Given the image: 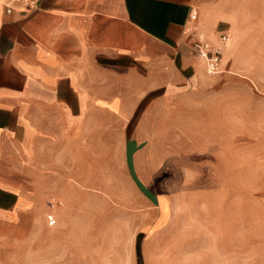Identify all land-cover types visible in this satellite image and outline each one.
<instances>
[{"label": "crops", "instance_id": "1", "mask_svg": "<svg viewBox=\"0 0 264 264\" xmlns=\"http://www.w3.org/2000/svg\"><path fill=\"white\" fill-rule=\"evenodd\" d=\"M256 36L264 14L240 0H40L10 13L0 0V262L8 254L15 264L36 243L40 264L57 261L62 237L90 218V197L118 209L124 223L113 234L164 229L173 215L164 187L191 170L174 162L188 153L183 142L214 149L222 123L239 121V87L262 84ZM197 38L221 50L217 72L192 49ZM96 250L92 264L112 263ZM128 256L113 263L132 264Z\"/></svg>", "mask_w": 264, "mask_h": 264}, {"label": "rangeland", "instance_id": "2", "mask_svg": "<svg viewBox=\"0 0 264 264\" xmlns=\"http://www.w3.org/2000/svg\"><path fill=\"white\" fill-rule=\"evenodd\" d=\"M240 3L249 12L264 14V0ZM253 45L262 84H250L249 90L246 83L239 87L240 105L233 113L239 121L222 123L221 138L210 140L216 144L214 149L200 153L196 146L201 139L188 140L189 146L183 142L188 153L175 155L174 162L181 166L188 162L191 170L187 176L182 169L175 170V185L164 187L170 192L173 213L168 227L139 231L134 239L113 234L124 223L113 217L119 215L118 209L90 197V218L78 219V234L63 236L59 259L47 264H92L90 260H98L101 252L96 249L101 248L105 250L101 255L112 254L111 264L123 253L133 259L132 264H154L157 257L175 264H264V37L256 36ZM242 46L247 55V43ZM224 97L235 99L230 92ZM199 165L217 168L200 170ZM98 212L99 217L91 218ZM56 240L58 236H46L47 245ZM124 242L127 248L133 244L134 250H119L118 244L122 247ZM146 244L159 251L146 249ZM40 253L38 243L33 244L30 252H18L15 264H40ZM7 258L8 254L0 263L13 264L4 263Z\"/></svg>", "mask_w": 264, "mask_h": 264}, {"label": "built area", "instance_id": "3", "mask_svg": "<svg viewBox=\"0 0 264 264\" xmlns=\"http://www.w3.org/2000/svg\"><path fill=\"white\" fill-rule=\"evenodd\" d=\"M6 13L14 10V6H21V11L29 12L38 7L40 0H1ZM198 11L196 8H191L189 12V19L192 24L197 20ZM191 29V28H190ZM193 29V27H192ZM228 35L224 32L220 34L221 42H226ZM192 49L199 54L206 61V70L209 73L217 72L218 65L221 59V50L218 48H211L206 42L197 38L192 42ZM53 217L48 216V223H53Z\"/></svg>", "mask_w": 264, "mask_h": 264}]
</instances>
